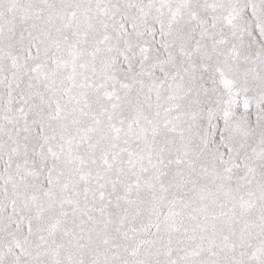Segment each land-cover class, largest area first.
<instances>
[{
	"label": "snow or ice",
	"instance_id": "snow-or-ice-1",
	"mask_svg": "<svg viewBox=\"0 0 264 264\" xmlns=\"http://www.w3.org/2000/svg\"><path fill=\"white\" fill-rule=\"evenodd\" d=\"M0 264H264V0H0Z\"/></svg>",
	"mask_w": 264,
	"mask_h": 264
}]
</instances>
